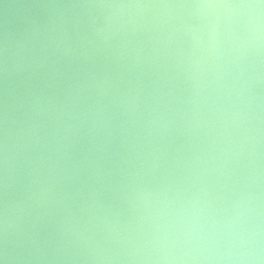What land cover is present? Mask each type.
Returning a JSON list of instances; mask_svg holds the SVG:
<instances>
[{"label":"clouds","instance_id":"clouds-1","mask_svg":"<svg viewBox=\"0 0 264 264\" xmlns=\"http://www.w3.org/2000/svg\"><path fill=\"white\" fill-rule=\"evenodd\" d=\"M0 264H264V0H0Z\"/></svg>","mask_w":264,"mask_h":264}]
</instances>
